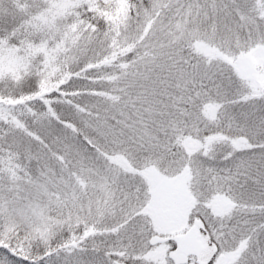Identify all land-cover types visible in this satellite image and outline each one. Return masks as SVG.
Instances as JSON below:
<instances>
[{
	"label": "snow or ice",
	"instance_id": "6c2138e0",
	"mask_svg": "<svg viewBox=\"0 0 264 264\" xmlns=\"http://www.w3.org/2000/svg\"><path fill=\"white\" fill-rule=\"evenodd\" d=\"M0 264H264V0H0Z\"/></svg>",
	"mask_w": 264,
	"mask_h": 264
}]
</instances>
